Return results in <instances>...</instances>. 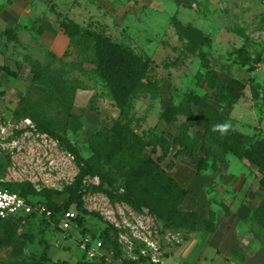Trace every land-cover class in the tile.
<instances>
[{"label":"rangeland","instance_id":"rangeland-1","mask_svg":"<svg viewBox=\"0 0 264 264\" xmlns=\"http://www.w3.org/2000/svg\"><path fill=\"white\" fill-rule=\"evenodd\" d=\"M96 36L147 63L141 90L114 97L97 72ZM233 80L242 88L223 86ZM189 94L222 115L221 142L233 146V131L238 146L264 141V0H0V188L71 207L84 229L3 221L0 264H264V174L231 151L206 171L173 157L185 117L162 114L187 104L204 155ZM118 123L168 140L165 159L158 147L142 158L175 182H164L171 202L156 208L151 188L128 192Z\"/></svg>","mask_w":264,"mask_h":264},{"label":"trees","instance_id":"trees-1","mask_svg":"<svg viewBox=\"0 0 264 264\" xmlns=\"http://www.w3.org/2000/svg\"><path fill=\"white\" fill-rule=\"evenodd\" d=\"M66 32L71 33L70 29L67 30V28ZM94 40L96 42L95 55L98 60V75L102 80L106 81L109 88H111V90L114 92V97L118 98V95L123 93L129 95V90H141L144 87L142 80L146 75L147 63L142 62L133 56L129 49L108 42L105 37L96 36L94 37ZM249 64L250 59L247 57V59L241 63V66ZM223 86H232L234 90L242 88V85L235 80L230 81L227 85L225 84ZM239 94L240 93L236 94V98L240 96ZM187 103H189V105L193 104L198 106L202 115L204 133L200 140L203 146L204 155L203 157L198 155V151H201L202 148L198 147L200 136L199 133H197L194 138H190L188 135L189 129L194 127V122L192 119L193 113L187 104L185 111L184 109L180 110L178 108L168 106L162 114L163 120L166 123L175 122L176 118L174 117L176 115H183L185 117V122L180 126L178 135L172 140V142L179 147V149L174 153L173 157H178L180 155L188 156L191 162L197 167V170L206 171L207 169H217L219 163L224 161V156L227 151H231L237 156V158L247 160L248 163L255 165L258 170L264 174V141H260L257 144H251L248 146L247 143L242 142L240 147L238 146L240 141L238 138L240 135L233 131L230 133L231 137H234L232 138L231 142L233 146L226 145L224 140L223 142L220 141L219 132L224 125V118L222 115L213 106L204 103L203 99L196 95L189 94ZM121 109H123V107H121ZM215 125L216 127H214ZM116 126L117 125H115V127ZM214 144L218 145L221 150L216 152L210 149V146ZM146 147H158L162 153L161 158L163 159H165L169 153V142L165 137L152 133V135L150 134L149 139L145 140L144 137L134 133L131 129H129L128 126L122 127L118 123V154H123L121 155V159L118 160V176L127 179L126 188L133 196L141 197L143 193L142 191L145 188H151V197H153L155 200L154 202L157 204L156 208H160L166 205L165 201H172L169 191L167 190L168 188H166L164 182L169 181L173 184H175V182L163 169L159 167V165H157V163L150 159L147 161L143 160L142 155ZM153 153H155V149H153ZM172 165L173 163H170V166ZM125 166H127L128 170H124ZM85 174V169H81L78 175H76L74 179V184L78 185L76 188L81 184L82 178ZM156 187H159V193L155 192ZM170 189L176 190V186H173ZM99 190L108 198L113 199L111 193L106 189ZM145 192H147V190ZM16 193L22 197H25L30 203L39 202L32 201L30 197L20 192ZM73 193L74 192L70 190V198H73ZM183 194L185 195L184 191ZM120 199H123L128 203L130 202L129 199L118 195V200ZM44 205L48 210L51 211V220L54 228L57 227L59 217L65 211L71 209V207L61 208L48 204ZM147 206L152 209V204ZM26 219H37L43 221L44 223H48L45 221V219L36 217L35 215H31L25 218V220ZM80 219L81 218L77 217L76 221H78L79 224V234H83V219H81V222ZM3 221H0V223ZM208 230L212 229L208 228ZM42 258H47L45 253L42 255Z\"/></svg>","mask_w":264,"mask_h":264},{"label":"built area","instance_id":"built-area-1","mask_svg":"<svg viewBox=\"0 0 264 264\" xmlns=\"http://www.w3.org/2000/svg\"><path fill=\"white\" fill-rule=\"evenodd\" d=\"M35 215L45 219L49 224H52L51 211L45 205L39 202L30 203L25 197H22L16 192H12L5 188H0V221H24L25 218ZM77 215L70 209L65 211L57 222V227L63 231L69 230L74 225L76 226ZM80 243L85 250L86 246L90 244V239H81ZM100 244H98L99 246Z\"/></svg>","mask_w":264,"mask_h":264},{"label":"water","instance_id":"water-1","mask_svg":"<svg viewBox=\"0 0 264 264\" xmlns=\"http://www.w3.org/2000/svg\"><path fill=\"white\" fill-rule=\"evenodd\" d=\"M80 222H81V219H80ZM73 263H76V261L74 260Z\"/></svg>","mask_w":264,"mask_h":264}]
</instances>
